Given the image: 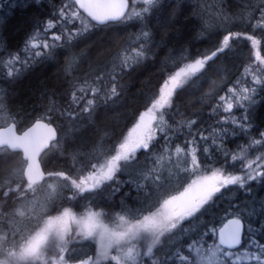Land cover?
I'll list each match as a JSON object with an SVG mask.
<instances>
[{
  "label": "snow or ice",
  "instance_id": "6c2138e0",
  "mask_svg": "<svg viewBox=\"0 0 264 264\" xmlns=\"http://www.w3.org/2000/svg\"><path fill=\"white\" fill-rule=\"evenodd\" d=\"M157 2L60 0L57 5L54 0H24V8L36 5L43 9L46 3L51 11L46 16L34 19L33 28L26 34L20 47L4 51L10 58L8 63L15 62L19 67L6 71L3 78L14 83L25 70L55 60L57 51L61 49L65 53L63 72L66 76L72 75L79 70L78 57L83 59L84 55L75 48L79 38L94 28L139 19ZM225 2L228 6L221 5L224 9L222 15L237 19L238 23L231 27L224 24L226 34L222 40L214 45V50L198 53L199 58L186 55V47L179 55L170 53L165 56L160 62L159 81H162V86L158 84L149 88L150 95L145 97L143 105L145 111L139 113L138 121L126 136L123 132L115 136L113 148L90 160L88 170L82 173L85 179L95 181L90 187L98 190L106 181H113L120 172L137 168L143 156L145 163L137 170V175L151 190V185L163 188L168 182L158 167L165 157L171 163L173 153L177 157L182 153L186 157L191 155V170L186 166L184 171H191L195 178L179 195L170 196L177 198L181 210L171 225L172 243L165 252V264H177L176 257H179L180 264H264V223L259 228H253L243 211L248 205L244 204L241 208L233 200L223 209L225 215L219 220L222 226L217 228L213 220L203 223L202 232L197 233L196 245L199 247L189 242L179 243L180 237L187 231L185 224L199 222L214 212L218 207L217 202L226 193L243 189L252 194L254 185H264V126H258L254 119L257 97L260 104L264 103V55L258 48L264 42V0H258L256 4L248 0L238 11L233 9L230 0ZM207 30L205 24L201 23V31ZM149 38L150 32L141 30L139 43L124 47L121 42L109 64L97 66L90 63L87 73L74 76L71 81L73 91L67 106L57 104L54 99L49 100L44 105L40 122L46 117V124L55 135L54 113L72 122L93 121L97 109L101 107V98L104 105L113 97L119 98L124 76L154 56V51L148 46ZM242 41L250 42L249 55L240 61V67L235 72H230L223 58L235 56L237 53L233 46H238ZM134 48L138 51L130 59L128 53ZM121 52L125 54L122 56ZM218 56L221 61L210 67V62ZM173 59L176 60L174 67L179 69L174 73L168 67ZM181 64L184 66L181 67ZM186 85L196 93L190 96L199 94L202 110H210L207 117L201 113L194 119L181 112V105L187 98L181 99V89ZM156 87L159 88L158 94ZM88 93L92 94L91 98H88ZM52 95L54 97L55 93ZM177 117L180 118L178 121ZM185 128L187 131H184ZM227 143H234L238 151L227 149ZM209 144L214 146L213 158L219 167L206 169L202 173L197 170L200 167L197 151L199 147L200 152L207 154ZM149 160L152 168L147 167ZM132 182L136 183V180L133 178ZM137 188H140L139 184ZM248 199L252 202V211H255L257 201L254 195H249ZM259 207L260 214L264 215V197L260 198ZM225 225L233 226V231L227 236ZM208 239L212 240L210 245ZM185 244L195 252L194 257L188 253L182 254ZM148 252L156 254L152 248ZM138 264H155V261L143 256Z\"/></svg>",
  "mask_w": 264,
  "mask_h": 264
},
{
  "label": "trees",
  "instance_id": "16d2710c",
  "mask_svg": "<svg viewBox=\"0 0 264 264\" xmlns=\"http://www.w3.org/2000/svg\"><path fill=\"white\" fill-rule=\"evenodd\" d=\"M15 2L11 10L7 11L8 14L5 13V10H0V46L3 45L8 50H14L22 45L26 34L33 28L34 19L46 16L51 11L46 3L44 8L41 9L36 5H29V7L24 8L22 6L24 0H15ZM54 2L59 5L60 0H54ZM246 2L248 0H230L233 9L236 11L242 8ZM250 2L256 4L258 0H250ZM222 4L224 7L228 6L225 0H163L151 14L144 17V30L150 32L148 46L154 51V56L146 59L129 75L124 76L121 81L122 89L119 98H111L107 105L103 104V98H101V107L97 109L93 121L80 120L72 122L67 117L54 113L59 137L57 142L42 157L44 170L50 173L53 178L47 182L52 183L58 177L60 183V186H55L59 190L56 198L60 202L51 204L53 211L59 208L58 203L65 204L66 202L65 205L76 208L88 206L100 209L107 215L119 211L129 215L136 214L139 217L141 214L157 210V206L161 201L170 198V196L179 195L191 183L195 176L191 171H184L186 166L191 170V155L189 154L186 157L182 153L177 157L173 153L171 163L165 157L158 165L163 171V175L168 178V182L163 188L151 185V190H149L146 182L137 175V170L142 168L145 163L143 156L140 157L141 164L137 168L120 172L114 177L113 181H106L94 193L80 196V192L74 190L70 185V182L74 184L82 182V173L88 170L89 161L99 153L111 150L115 144V136H118L121 132L126 136L138 121L139 113L145 111L143 105L145 97L150 95L149 88L158 84L162 86V81H159L161 74L160 62L165 56L170 53L173 56L179 55L181 50L186 47V55L199 58L198 53L213 50L214 45L222 40L223 35L226 34L224 24L231 27L238 23L237 19H230L222 15L224 10L221 7ZM123 23L119 22L94 28L75 42L76 51L83 52L84 55L83 59L78 57L79 70L72 75L66 76L63 72L65 53L61 49L56 53L57 58L55 60L45 62L43 66L35 65L14 83H10L4 78L0 79V91L3 93L5 110L11 117L15 118L19 132L31 126L36 120L41 119L44 113V105L49 100L54 99L57 104L66 107L68 101L71 100L73 91L71 81L74 76H82L87 73L90 63L97 66L109 64L116 55L121 42H123L124 47L131 44V40L138 30V25L133 24L131 31H129L130 29L123 26ZM201 23L205 24V27L208 28L207 31H201ZM233 47L237 54L223 58L230 72H235L236 68L240 67V61L249 55L251 45L248 41H242L238 46L234 45ZM258 48L261 54L264 55V42H261ZM136 51L138 49H133L131 53H128L129 57L130 54ZM124 54L121 52L122 56ZM220 61L221 57H216L210 62V67ZM175 63L176 60L173 59L169 61L168 65L173 73L179 70L174 67ZM182 65L180 66L182 67ZM240 71L242 72L243 69L240 68ZM205 90L207 91V88ZM156 91L158 94V87H156ZM53 92L55 93L54 97ZM181 93V99L187 97L181 105V112L194 119L201 113L204 117H207L210 110H202L198 100L199 94L190 96L196 93L189 85L181 89ZM78 95L82 94L78 93ZM91 95V93H88V98H91ZM167 119L166 116L165 120ZM179 119L177 117V121ZM254 119L258 126H264V103L260 104L259 97H257V109ZM43 120L48 122L46 117ZM212 123H215V121H212ZM184 131H187V129L185 128ZM217 135H220V133L217 132ZM182 141L183 137L181 136L180 143ZM239 142L243 143V140ZM218 143L219 141H217ZM115 146L118 147V144ZM208 147L209 152L207 154L200 152L199 147L197 151L198 161L200 162V167L197 170L202 173L206 169L219 167L216 159L213 158L214 146L209 144ZM226 148L238 151L234 143H227ZM219 158L222 159V157ZM100 159L103 162L102 155ZM186 160L187 164H185ZM147 167H153L151 160L147 161ZM24 168L25 161L22 154L13 153L7 149L0 150V204L6 201L7 203L11 202L12 197L9 195H14V193L7 196L5 194L7 190H13L20 184L21 186L27 185L23 176ZM133 178L136 183L132 182ZM137 184L140 185V188H137ZM249 195H254L257 201L255 211H252L253 205L251 200L248 199ZM72 196L74 199H72ZM261 197H264V185L259 184L253 186L252 194L243 189L226 193L217 202L218 207L214 212L202 218L199 222H194L191 225L185 224L187 231L180 237L179 243H191L192 237L198 238L197 233L202 232L203 223L208 220H213L216 227H220L219 220L225 215L223 209L228 207L230 200H233L241 208L244 204H247L248 208L243 209V211L251 221V226L259 228L264 223V215L260 214L259 207ZM249 213L251 214L249 215ZM208 242L212 243V240L208 239ZM171 243L170 238L166 241L163 250L152 256L155 264L159 261L165 262V252ZM86 247L89 246L85 243L71 245L67 252L68 263L78 264L91 255L92 246V249L89 247L90 251L88 252L84 250ZM188 248V244H185L184 251ZM176 260L177 264H180L179 257H176Z\"/></svg>",
  "mask_w": 264,
  "mask_h": 264
},
{
  "label": "rangeland",
  "instance_id": "374dc122",
  "mask_svg": "<svg viewBox=\"0 0 264 264\" xmlns=\"http://www.w3.org/2000/svg\"><path fill=\"white\" fill-rule=\"evenodd\" d=\"M162 1L158 0L141 18L123 23L129 31L133 24L138 25L131 44L139 42L140 31L144 30V17L151 14ZM15 3V0H0V10L8 14L7 11ZM76 23L79 27V21ZM5 50L8 49L1 45L0 79H3L6 71L19 67L15 62L8 63L10 58L4 53ZM4 105L3 93L0 91V125L3 126L15 121ZM82 178L83 183L70 182L72 188L80 192V196L97 191L90 187L95 183L93 179ZM52 179L50 176L40 185L20 184L5 192L7 196L10 193L14 195H9L12 197L10 203L6 201L0 204V264H69L68 248L75 243H85L93 248L92 254L78 264H138L143 256L154 260L148 249L160 253L171 238V225L181 210L176 197L164 199L158 204L157 210L139 217L119 211L107 215L100 209L88 206L76 208L65 205L66 202L58 203L59 208L53 211L51 204L60 202L56 198L59 190L55 187L60 186V183L58 177L52 183L47 182ZM196 239L192 237L191 244L199 247ZM89 247L84 250L90 251ZM184 253L195 256L190 248L185 249ZM157 264L165 262L159 261Z\"/></svg>",
  "mask_w": 264,
  "mask_h": 264
},
{
  "label": "water",
  "instance_id": "95a60500",
  "mask_svg": "<svg viewBox=\"0 0 264 264\" xmlns=\"http://www.w3.org/2000/svg\"><path fill=\"white\" fill-rule=\"evenodd\" d=\"M116 23L119 22L111 24ZM46 123V121L38 120L21 133L18 132L15 123L0 126V150L8 149L10 152L22 154L26 162L23 176L30 185L42 184L51 176L44 170L42 157L57 142L59 135L57 130L53 135ZM232 231L233 226L229 225L225 229V235L227 236Z\"/></svg>",
  "mask_w": 264,
  "mask_h": 264
},
{
  "label": "bare ground",
  "instance_id": "6f19581e",
  "mask_svg": "<svg viewBox=\"0 0 264 264\" xmlns=\"http://www.w3.org/2000/svg\"><path fill=\"white\" fill-rule=\"evenodd\" d=\"M204 8V7H203ZM214 50V49H213Z\"/></svg>",
  "mask_w": 264,
  "mask_h": 264
}]
</instances>
